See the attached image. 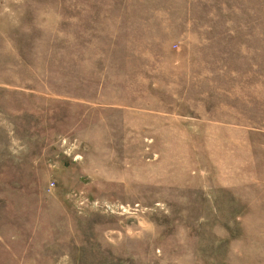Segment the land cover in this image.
<instances>
[{
  "label": "rangeland",
  "instance_id": "1",
  "mask_svg": "<svg viewBox=\"0 0 264 264\" xmlns=\"http://www.w3.org/2000/svg\"><path fill=\"white\" fill-rule=\"evenodd\" d=\"M0 264H264V0H0Z\"/></svg>",
  "mask_w": 264,
  "mask_h": 264
}]
</instances>
